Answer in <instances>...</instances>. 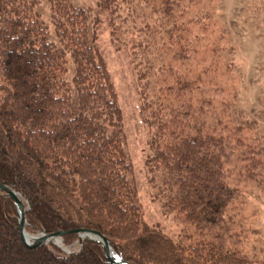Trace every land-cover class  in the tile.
Listing matches in <instances>:
<instances>
[{
	"label": "trees",
	"instance_id": "trees-1",
	"mask_svg": "<svg viewBox=\"0 0 264 264\" xmlns=\"http://www.w3.org/2000/svg\"><path fill=\"white\" fill-rule=\"evenodd\" d=\"M100 2L113 45L127 53L136 72L141 107L153 111L149 182L159 183L164 214L200 241L174 240L146 222L129 180L123 112L97 46L100 17L73 0H0V184L26 206L29 235L64 234L62 247L27 248L18 207L0 189V264H112L104 246L80 242L72 233L78 230L104 236L126 264H264L228 249L223 235H211L226 228L228 207L240 195L226 180L224 138L198 125L185 134L172 131L178 120L174 126L161 113L170 94L180 100L198 83L166 81L174 76L172 62L189 57L182 18L191 0ZM196 18L203 23L209 16ZM183 108L179 115H192L190 104Z\"/></svg>",
	"mask_w": 264,
	"mask_h": 264
},
{
	"label": "rangeland",
	"instance_id": "rangeland-1",
	"mask_svg": "<svg viewBox=\"0 0 264 264\" xmlns=\"http://www.w3.org/2000/svg\"><path fill=\"white\" fill-rule=\"evenodd\" d=\"M73 2L88 9L91 16L98 15L102 20L98 26L97 46L107 64L123 112L126 151L133 166L129 180L137 187L138 204L146 222L158 224L174 240L182 238L185 243L200 241V236L189 226H184L174 215L164 214L156 194L159 183L149 182L146 160L153 133L148 123L152 120L153 111H150L149 104L141 107L142 93L136 72L127 53L123 49L117 50L113 45L107 26V14L102 10L100 0ZM262 3L263 0H191L188 14L182 18L186 28L183 32L186 37L184 44L190 49L189 57L172 62L174 76L167 77L166 81L174 84L177 78L187 81L197 79L198 83L180 100L175 94H170L164 100L168 109L161 112L167 119L172 117L174 126L178 120L172 131L181 130L185 134L193 132V127L198 125L202 131L224 138L229 153L226 180L237 188L240 195L228 207L224 224L226 228L213 230L211 235H223L228 249L259 260H264ZM40 10L44 22L50 26L48 6L42 5ZM201 15L209 18L199 23L196 17ZM151 84L155 82L151 81ZM149 89L157 90L151 85ZM149 93L153 95L150 97L153 101L155 94L151 91ZM188 104L192 107V115H179L186 109L183 106ZM171 130L165 134L167 140L172 134ZM250 172L252 177L248 176ZM77 249L76 245L69 250Z\"/></svg>",
	"mask_w": 264,
	"mask_h": 264
},
{
	"label": "water",
	"instance_id": "water-1",
	"mask_svg": "<svg viewBox=\"0 0 264 264\" xmlns=\"http://www.w3.org/2000/svg\"><path fill=\"white\" fill-rule=\"evenodd\" d=\"M0 189L3 190L4 192H6V194H8V196H10L14 201L16 206L18 207L19 213H20V218H19V229L21 232V236H22V240L25 244V246L29 249H35L37 247H42L48 243H50L53 239H60L64 236L63 233H56V234H52V235H46L43 234L40 237H36L37 242L30 246L28 245V243L25 240L24 234H25V224H26V214H27V208L24 205V203L22 202V200L20 199V197L12 190H10L9 188H7L6 186L0 184ZM72 233H77L80 235V240L83 241L85 238H89L92 240H96L97 242L101 243L107 253V256L110 260V262L112 264H126L124 263L120 258H118V256L114 253V251L112 250V247L109 243V241L102 236L101 234L97 233V232H91V231H85V230H78V231H74ZM114 256L117 259H114Z\"/></svg>",
	"mask_w": 264,
	"mask_h": 264
},
{
	"label": "bare ground",
	"instance_id": "bare-ground-1",
	"mask_svg": "<svg viewBox=\"0 0 264 264\" xmlns=\"http://www.w3.org/2000/svg\"><path fill=\"white\" fill-rule=\"evenodd\" d=\"M24 237H25L26 242H27L28 245H30V246L34 245V244L37 242L36 237L30 236V235L27 234L26 232H25V234H24ZM58 243H60V241H59ZM114 259H117V258L114 256Z\"/></svg>",
	"mask_w": 264,
	"mask_h": 264
}]
</instances>
